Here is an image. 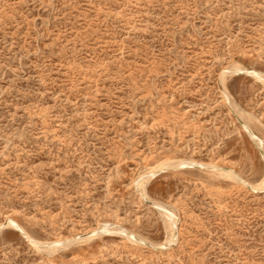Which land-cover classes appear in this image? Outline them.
<instances>
[{"label":"rangeland","instance_id":"obj_1","mask_svg":"<svg viewBox=\"0 0 264 264\" xmlns=\"http://www.w3.org/2000/svg\"><path fill=\"white\" fill-rule=\"evenodd\" d=\"M262 180L264 0H0V264H264Z\"/></svg>","mask_w":264,"mask_h":264},{"label":"bare ground","instance_id":"obj_2","mask_svg":"<svg viewBox=\"0 0 264 264\" xmlns=\"http://www.w3.org/2000/svg\"><path fill=\"white\" fill-rule=\"evenodd\" d=\"M136 7V6H135ZM143 31V30H142ZM232 64V63H231ZM260 64V63H259ZM232 65H234V64H232ZM230 68V67H229ZM233 70H240V71H242V70H245V68L244 67H242V66H237V67H235ZM250 70V69H249ZM224 75V74H223ZM221 76V75H220ZM225 76V75H224ZM223 76V77H224ZM227 88V87H226ZM226 91V90H225ZM230 95V94H229ZM231 97V96H230ZM240 110H242V109H240ZM258 129H259V127H258ZM191 159V158H190ZM166 161V160H165ZM169 161V160H168ZM175 161V160H174ZM177 162H178V160H176ZM175 161V162H176ZM161 162V161H160ZM176 162V163H177ZM193 162H194V160H193ZM174 163V162H173ZM175 163V164H176ZM167 164V163H166ZM169 164V163H168ZM167 164V167H171V166H169ZM179 164H183L182 163V161L180 160V162H178L177 163V165H179ZM163 165H165V163L164 164H162V165H160L159 167H157V168H153V169H151L145 176H143L141 179V183H140V186L142 187V189L143 190H145V186H146V183L149 181V179L151 178L152 179V177L151 176H153L158 170H160L161 168H164V167H166V165L165 166H163ZM170 165H172V164H170ZM176 165V166H177ZM180 166V165H179ZM217 166V165H216ZM204 170V169H203ZM209 172H211V171H209ZM223 172V171H222ZM224 173V172H223ZM226 174H227V176L229 175V176H231V177H233V175H230L229 174V172L227 173L226 172ZM230 177V178H231ZM236 177V176H235ZM238 178H240V177H238ZM238 178H236V179H238ZM263 182H262V186L264 185V180H262ZM138 184V183H137ZM254 188H256L257 186H253ZM169 204V203H168ZM166 205V204H165ZM174 205V204H173ZM170 209V208H169ZM162 210V209H161ZM164 211V210H163ZM162 214V213H161ZM165 214H166V216H168V220H170L171 221V223L170 222H168L170 225H171V239L172 238H174V236H175V234H176V230H175V219H174V216H173V214L172 213H169V212H165ZM5 224H8V225H16V223L13 221V220H8V221H6V223ZM18 224V223H17ZM100 232V231H99ZM24 233H26V232H24ZM38 234V233H37ZM26 235H27V233H26ZM30 237V236H29ZM85 238H87V237H85ZM130 239V238H129ZM78 240H80V239H78ZM131 240V239H130ZM174 240V239H173ZM33 241V240H32ZM39 241V240H38ZM77 241V240H76ZM151 241V240H150ZM149 241V242H150ZM43 242V241H42ZM47 242V241H46ZM44 243V242H43ZM49 243V242H48ZM152 244V243H151ZM170 244V243H169ZM50 245H52V244H50ZM60 245V244H59ZM54 246V245H53ZM159 249V248H158ZM56 251V250H55ZM70 251V250H69Z\"/></svg>","mask_w":264,"mask_h":264}]
</instances>
